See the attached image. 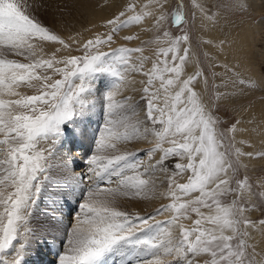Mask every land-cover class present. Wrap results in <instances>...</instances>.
I'll list each match as a JSON object with an SVG mask.
<instances>
[{"label": "snow or ice", "instance_id": "1", "mask_svg": "<svg viewBox=\"0 0 264 264\" xmlns=\"http://www.w3.org/2000/svg\"><path fill=\"white\" fill-rule=\"evenodd\" d=\"M30 7L0 0V264H31L57 240L53 264H264V219L252 218L264 209V177L253 183L243 163L264 161V149L244 150L255 148L247 137L264 132V119L245 118L239 104L256 85L244 76L242 46L202 40L224 56L206 54L205 68L190 60L184 28L186 8L214 27L221 6L129 0L106 33L86 40L55 34ZM169 15L182 34L166 29ZM149 19L142 31L153 39L113 47L122 29ZM45 42L58 46L46 52ZM97 117L77 172L63 149ZM139 143L149 147H129ZM121 200L162 202L141 214Z\"/></svg>", "mask_w": 264, "mask_h": 264}, {"label": "rangeland", "instance_id": "2", "mask_svg": "<svg viewBox=\"0 0 264 264\" xmlns=\"http://www.w3.org/2000/svg\"><path fill=\"white\" fill-rule=\"evenodd\" d=\"M80 2L82 0H62L60 5H58V7L55 9L56 11L54 12V9H51L52 11H47V8H42L41 5H44V3L41 0H37L36 1V10L38 15L32 14L30 13L31 16L36 17L37 20H39L42 25L48 27L50 30H52L55 34L60 35L62 38L66 39L68 37H64L62 35V32H55V26H59L60 30L63 31L64 27H70L73 24L78 23V21H82V15L80 13H77L73 10H75V6L72 5V2ZM84 2H88L91 0H83ZM25 0H21V3H24ZM129 2V0H127L125 2V4H127ZM138 2H144V0H138ZM210 3L215 4V5H219L221 7H219V11L221 14V17L219 19V23L216 24L214 27L212 26L211 22L204 20L202 17L199 16V14H197V16L195 17V19H193L191 11L189 9H185L186 12V18H187V24L184 25V28L188 31V33L190 34L191 37V45H192V52L190 53V57L192 59L195 58V56H198L201 63L203 64V66L205 68L208 67L210 61L209 59H206V54L207 57H218L221 61L224 60V56L223 55H219L218 54V49L214 48L211 44H204L201 41L202 40H211L214 43L218 42L220 39L227 37L229 40L231 41H235L234 47H240L242 46L241 41H243V39L241 38L240 34L243 31L244 32V24H257L259 22V19L256 17H253L254 15H252V11L250 9H248V7L246 5H243V0H209ZM27 3V0H26ZM122 9V7H120L118 9V12ZM213 11H216V8L212 9ZM42 11V13H41ZM139 11V9H138ZM54 12V13H53ZM118 12L116 14H111L110 17H108L106 20L103 21V24L101 26L100 29V33H106L108 31L107 28H105L103 25L105 24V22L108 19H112L114 18L115 15L118 14ZM52 18V22L48 23L46 21V17L50 16ZM253 17V18H252ZM259 18L263 19L264 18V12L262 14L259 15ZM199 19H203L205 21V24H201L198 20ZM152 23V21L149 19L147 20L146 23L143 27H138V26H131L130 28L127 29H122L120 31V33L118 34V36H114V40L116 41V43L113 45V47H117L120 45H125L127 47H131L132 45H134L132 41H124L122 39H120V37H123L125 35H134V36H140V41L137 43V46H141V41H147L150 39H153V37L155 35H157L156 33H145L142 31V28L144 27H148L150 26ZM166 29L172 33L173 36L175 35H180L182 34L180 32L179 29H177L172 23H171V15H169V20L168 23L165 25ZM86 32H90V29ZM69 34L72 35H76L75 34V30L74 28H71V30L69 31ZM81 39H90L89 37L87 38H81ZM264 41L262 39H260V42H257V46L256 49L259 50L261 48L260 43H263ZM47 43H51V42H45V51L48 52V46ZM52 46V44H51ZM58 46V45H57ZM160 46H167L166 44H161ZM243 47V46H242ZM157 45L152 44V45H148L146 46V51H145V55L148 56H152L154 54V51L156 50ZM104 51H109V49L107 47H105L103 49ZM264 50V48H263ZM225 51L227 52L228 49L226 48ZM74 54H78V53H74ZM249 53H246L244 56L246 57V61L250 60L251 58H249L248 55ZM253 54L257 55V58L253 60L252 64L248 65L244 63V76L246 78L250 77L251 81L256 85V87L252 88L250 91H248L245 95L244 98H242L239 101V104L244 105V107L247 109L246 112H244V117L248 118L251 116H255L256 117V124L259 125L261 119H259L258 115L255 112L260 111L262 113V111L264 112V106L261 104H264V87L261 85L264 83V64L262 62H255L256 60L260 59L259 55L262 54L261 52H254ZM22 59V58H20ZM232 60L231 55H229L228 57V61ZM151 65H149L150 67ZM257 68L260 69V75H261V80L259 83H257L254 79L253 76V72L257 71ZM194 68L190 67L189 68V72L193 71ZM256 82V83H255ZM21 91L26 92L27 94H33L32 90L30 89H21ZM231 115V113H229V116ZM229 116H223L222 115V119L224 120H228ZM264 119V118H263ZM102 123V121L100 120V118H95L94 122L88 127L87 129V134L86 136H80L77 137L75 139L74 142H70L68 144L65 145L64 149H63V154L66 157H72L75 160H77V163L79 162L80 167H76L75 170L77 172H81L84 170V163H83V158L82 155L84 153H86L90 147V143L89 141H91L93 135L95 134V130L97 129V127L100 126V124ZM249 128L254 127L256 125H245ZM225 127H227V125H225ZM91 131V135L88 134ZM93 131V132H92ZM238 139H240L241 137H237ZM248 139H250L252 141V143L255 145V148H245V151H253V150H262L264 149V132H262L260 135H257L256 133H250L248 134ZM261 138V139H259ZM79 139V140H78ZM80 139L85 143H87V148H81V141ZM83 142V145H84ZM136 145V144H134ZM132 146V145H130ZM149 147L148 144L144 145V147H140V148H146ZM69 149H71V151H69ZM82 150L84 151V153L82 155H79L78 152ZM76 157V158H75ZM257 160H253L252 162H247L244 164H247L248 168H247V175L250 177L251 181L253 183H258L259 179L261 177H264V161L263 162H256ZM81 162V163H80ZM245 174V170L243 168H241V176L243 177V175ZM164 179V177L162 176V180ZM181 182H184L183 180H181ZM166 187V184L164 185ZM163 186V187H164ZM134 201H127V200H121L120 201V205L121 207L130 210V211H138L141 210L138 205H140L141 203H143V201H137V203H133ZM162 202V201H161ZM164 202V201H163ZM167 202V201H165ZM145 203V201H144ZM123 205V206H122ZM124 205H126V207H124ZM159 206V205H158ZM156 206V207H158ZM135 207V209L133 208ZM41 208L43 209V205H41ZM155 208V207H153ZM151 208L150 210H141L139 212H141V214L144 213V211H152ZM68 211V207L65 206V214H67ZM158 219H165V217H157ZM252 218L253 219H264V209L262 210H257L255 212L252 213ZM193 219H195V216H193ZM186 224H190L191 221H185ZM256 238H261V236L259 234H255ZM56 245L57 247L55 249H53L51 247V245H41L40 248L37 250L36 253L39 254H34L33 256H31L30 260H31V264H53V262L56 260V256H55V252L56 251H63V247L61 246V242L60 240L56 241Z\"/></svg>", "mask_w": 264, "mask_h": 264}, {"label": "bare ground", "instance_id": "3", "mask_svg": "<svg viewBox=\"0 0 264 264\" xmlns=\"http://www.w3.org/2000/svg\"><path fill=\"white\" fill-rule=\"evenodd\" d=\"M36 1L37 0H27V4L31 5V7L28 8V10L32 14L39 16V14L37 13V10H36L37 9L36 8ZM41 1L44 3V5H41L42 8H44V9L47 8V11H52L51 9H54L53 11L55 12L56 11L55 9L58 7V5H60L62 0H41ZM126 1L127 0H91L88 2H84L83 0L80 2L73 1L72 5L75 6V10H73V11L80 13L82 15V19H81L82 21H78V23L73 24L70 27H64L63 31H61L60 27L56 25L54 30H55V32H62V35L64 37H69V36H71L69 34V31L71 30V28H74L75 34H80L79 38H87V37L92 38L95 34L100 33V29H101V26L103 24V21L106 20L108 17H110L111 14L112 15L116 14L118 12V9L120 7H122L123 5H125ZM242 3H243V5H246L248 7V9H250L252 11V13H253L252 15H254L253 17H256V19L257 18L259 19V22L257 24L251 25V24L247 23V24L243 25L244 32L242 31L240 34L241 38L243 39V41H241V44L243 46L244 55L246 53H249L248 57L251 58L250 60L246 61V59H245L246 57L244 56V63L247 64V66L252 64L253 60L257 58V55H255L253 53L254 52H261L262 54L259 55L260 59L256 60L255 62H262L264 64V50H263L264 42L260 43L261 48L259 50L256 49V46L258 44L257 42H260V39H262L264 41V18L263 19L259 18V15L264 12V0H243ZM49 8H51V9H49ZM41 13H42V11H41ZM46 21L48 23L52 22L51 15L46 17ZM198 21L201 24H205V21L203 19H199ZM144 25L145 24L142 23L138 27H143ZM89 29H90V32H86ZM139 41H140L139 39L133 40L132 42H134L133 43L134 45H132L131 47L137 46V43ZM47 46H48L49 51L53 50L54 47H57V45L51 46V43H47ZM192 59H194V58L192 57ZM190 60H191V57H190ZM231 61L232 60H230L229 62H231ZM23 62H27V61H23ZM149 65H150V63L148 65H146V67H149ZM190 67L194 68L195 65L190 63L187 66L188 72H189ZM259 73H260L259 68H257V71L253 72L254 79L257 83H259L261 80V75ZM135 78L137 80L141 79V77L139 75H137ZM261 85L264 87V83ZM136 99L137 100L139 99L138 95L136 96ZM261 105L264 106V104H261ZM255 113L260 114V115H258L259 119L264 118V117H262V113H264L263 111H262V113L260 111H257ZM261 127H264V125H262ZM88 134L91 135L92 134L91 131ZM259 139H261V138H259ZM80 141L82 144L80 150L82 148H87V146H88L87 143H85L84 140L82 141L81 139H80ZM83 142H84V145H83ZM144 145H146V143H139V144L132 145L129 147L131 149H135V148L144 147ZM84 151L83 150H82V152L79 151L78 154L82 155L84 153ZM83 155H82V158H83ZM252 161L253 160H248L247 158L243 159V163L252 162ZM256 162L258 163V162H263V161L257 160ZM76 163H77V160H76ZM77 164H79V162ZM160 180H162V176L160 177ZM163 186L160 188L161 191L165 187V186L164 187ZM133 203L135 204V203H137V201H134ZM160 203H161V201H158V200H149V201H145V203L143 201V203L138 205V207L141 210H148V209L150 210L151 208L158 206ZM124 207H126V205H124ZM133 208L135 209V207H133ZM141 210H138V211H141ZM260 239L261 238H257V240H260ZM36 254H39V253H36Z\"/></svg>", "mask_w": 264, "mask_h": 264}]
</instances>
